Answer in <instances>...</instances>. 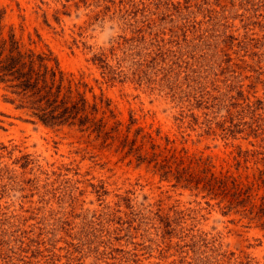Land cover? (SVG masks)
I'll use <instances>...</instances> for the list:
<instances>
[{
  "label": "rangeland",
  "instance_id": "rangeland-1",
  "mask_svg": "<svg viewBox=\"0 0 264 264\" xmlns=\"http://www.w3.org/2000/svg\"><path fill=\"white\" fill-rule=\"evenodd\" d=\"M0 9L93 117L45 126L0 85V264H264V0Z\"/></svg>",
  "mask_w": 264,
  "mask_h": 264
},
{
  "label": "trees",
  "instance_id": "trees-1",
  "mask_svg": "<svg viewBox=\"0 0 264 264\" xmlns=\"http://www.w3.org/2000/svg\"><path fill=\"white\" fill-rule=\"evenodd\" d=\"M2 17L0 9V85L11 95L5 101L26 109L33 121L45 126L76 124L82 127L92 121L79 82L73 85L72 80L66 78L50 49L39 51L24 46L12 30L4 36ZM241 201H237L238 204ZM254 208H257L254 217L264 215V204L257 207L253 204L250 212Z\"/></svg>",
  "mask_w": 264,
  "mask_h": 264
}]
</instances>
